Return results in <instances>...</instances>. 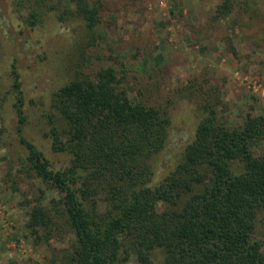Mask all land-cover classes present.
<instances>
[{
	"label": "trees",
	"instance_id": "obj_1",
	"mask_svg": "<svg viewBox=\"0 0 264 264\" xmlns=\"http://www.w3.org/2000/svg\"><path fill=\"white\" fill-rule=\"evenodd\" d=\"M65 1L14 3L32 27L53 11L60 20H83L88 30L99 23L101 0H74L73 7ZM239 1L251 21L261 18L264 0ZM233 3L223 0L216 16ZM233 24L242 29L246 22ZM11 73L27 166L61 193L50 206L32 208L26 226L34 233L52 226L71 231L63 264H121L133 248L137 264H264V233L257 231L264 221V114L235 125L209 108L182 159L152 184L148 161L165 147L170 119L129 97L113 66L94 78L79 73L52 95L58 113L52 147L71 154L69 165L54 169L21 134L24 94L14 64Z\"/></svg>",
	"mask_w": 264,
	"mask_h": 264
},
{
	"label": "rangeland",
	"instance_id": "obj_2",
	"mask_svg": "<svg viewBox=\"0 0 264 264\" xmlns=\"http://www.w3.org/2000/svg\"><path fill=\"white\" fill-rule=\"evenodd\" d=\"M64 3L74 6V0ZM222 3L101 0L99 23L88 30L83 20H60L56 11L32 27L14 0H0V264H63L73 240L67 227L34 233L26 226L32 208L50 206L61 193L27 166V148L17 131L12 64L24 94L21 134L54 169L69 165L71 154L52 147L49 131L58 116L53 93L77 74L94 78L113 66L129 97L170 119L165 147L148 161L156 184L182 159L209 108L235 125L250 114H264V11L251 21L234 0L232 11L217 17ZM235 18H244L242 29L233 24ZM257 231L264 233V221ZM133 254L121 264H137Z\"/></svg>",
	"mask_w": 264,
	"mask_h": 264
}]
</instances>
